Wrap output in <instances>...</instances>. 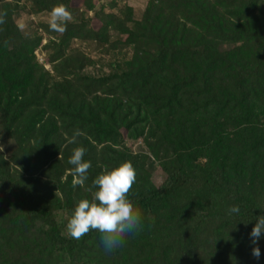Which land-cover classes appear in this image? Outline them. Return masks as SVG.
<instances>
[{"label": "trees", "instance_id": "trees-1", "mask_svg": "<svg viewBox=\"0 0 264 264\" xmlns=\"http://www.w3.org/2000/svg\"><path fill=\"white\" fill-rule=\"evenodd\" d=\"M59 5L71 18L63 31L39 25L51 38L44 65L41 39L18 20L25 6L50 14ZM133 10L0 0V128L14 146L7 158L0 152V264H264V235L256 245L249 238L264 216V0H148L140 16ZM73 41L132 55L92 78L81 74L85 62L64 68ZM126 138H141L145 151L134 154ZM76 147L91 167L74 188ZM123 162L135 170L127 196L140 230L111 252L97 230L68 237L94 178ZM154 164L165 175L158 186Z\"/></svg>", "mask_w": 264, "mask_h": 264}, {"label": "clouds", "instance_id": "clouds-1", "mask_svg": "<svg viewBox=\"0 0 264 264\" xmlns=\"http://www.w3.org/2000/svg\"><path fill=\"white\" fill-rule=\"evenodd\" d=\"M71 18L63 5L53 7L50 12L49 28L63 31V24ZM76 130L68 143H75L76 137L82 135ZM85 149H72L68 163L72 166V186H83L88 179L89 161L84 159ZM135 182V170L130 162H123L111 169L105 168L92 181L95 189L92 198H82L74 206L72 214L65 225L68 237L79 240L89 230H97L101 234V244L106 252L120 247L127 235L138 232L141 226V213L127 194ZM239 206L228 208L230 214H238ZM264 235V216L256 217V223L249 233L251 244L256 245ZM252 256L259 258V247L252 248Z\"/></svg>", "mask_w": 264, "mask_h": 264}, {"label": "rangeland", "instance_id": "rangeland-1", "mask_svg": "<svg viewBox=\"0 0 264 264\" xmlns=\"http://www.w3.org/2000/svg\"><path fill=\"white\" fill-rule=\"evenodd\" d=\"M148 0H94L96 8L104 6L107 12L118 13L124 6H131L134 10L136 17L140 16L144 11ZM110 5H114L111 7ZM73 7H80V3L77 1L73 2ZM25 12L21 14L18 20V26L21 29V32L31 36H37L41 39V45L37 51V58L39 61L48 63V57L51 52L46 53L43 49V45H47L49 39L45 33L39 29L41 23H48L50 19V14H31L29 13V6H25ZM92 27L97 29L99 23L97 21H92ZM46 40V42H45ZM46 43V44H45ZM132 55V50L129 47L118 46L115 50L103 51L96 49V46L91 43H83L79 41H73L70 44L69 50L67 51V57H65L64 68L67 65L73 67L74 70H77L81 62H85L86 65L82 67L81 74L88 77L97 78L100 76L108 75L114 70L113 65H120L124 61H128ZM74 61L72 65L70 62ZM46 69L50 71L56 83L61 82L57 77L56 73L52 72L50 64L46 65ZM64 71V70H63ZM65 72H61L59 75H63ZM73 77L71 76L70 79ZM126 147L130 149L134 154H140L142 150L145 151L143 147V141L141 138H138L135 141L125 140ZM14 146L12 143H9L7 140L2 139L1 128H0V152L4 155V158H7L8 155L12 152ZM155 165V164H154ZM151 179L155 186L160 185L165 175L164 173L155 165L152 169ZM68 219V217H67Z\"/></svg>", "mask_w": 264, "mask_h": 264}, {"label": "built area", "instance_id": "built-area-1", "mask_svg": "<svg viewBox=\"0 0 264 264\" xmlns=\"http://www.w3.org/2000/svg\"><path fill=\"white\" fill-rule=\"evenodd\" d=\"M39 62L45 65V63H44L43 61H39ZM45 67H46V66H45Z\"/></svg>", "mask_w": 264, "mask_h": 264}]
</instances>
